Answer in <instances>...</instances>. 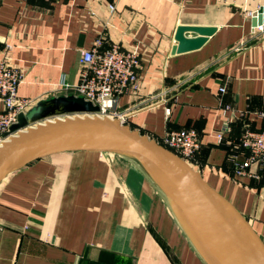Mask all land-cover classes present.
Returning <instances> with one entry per match:
<instances>
[{
    "label": "crops",
    "instance_id": "obj_1",
    "mask_svg": "<svg viewBox=\"0 0 264 264\" xmlns=\"http://www.w3.org/2000/svg\"><path fill=\"white\" fill-rule=\"evenodd\" d=\"M263 6L264 0H0V61L23 72L18 94L33 108L74 95L60 84L78 83L80 54L100 36L107 46L137 49L142 87L119 100V112L130 114L125 124L157 142L170 130L195 129L200 149L189 164L264 242V166L236 178L232 159L244 160L247 128L264 130V31L252 26ZM179 26L217 31L202 48L172 55ZM0 264L210 263L141 165L71 152L31 162L2 181Z\"/></svg>",
    "mask_w": 264,
    "mask_h": 264
},
{
    "label": "water",
    "instance_id": "obj_2",
    "mask_svg": "<svg viewBox=\"0 0 264 264\" xmlns=\"http://www.w3.org/2000/svg\"><path fill=\"white\" fill-rule=\"evenodd\" d=\"M260 25H264V6L252 14L253 29ZM216 31L215 27L179 26L172 55L202 48ZM187 33L198 36L190 38ZM100 113L98 106L71 94L40 102L21 114L11 128L13 136L0 148V185L15 170L49 156L120 154L146 170L218 263L264 264L263 240L199 172L159 142Z\"/></svg>",
    "mask_w": 264,
    "mask_h": 264
},
{
    "label": "built area",
    "instance_id": "obj_3",
    "mask_svg": "<svg viewBox=\"0 0 264 264\" xmlns=\"http://www.w3.org/2000/svg\"><path fill=\"white\" fill-rule=\"evenodd\" d=\"M176 2L177 0H167ZM111 11H115L113 5ZM254 30L264 31V25ZM108 44L100 36L90 50L82 51L79 58V81L71 86L62 80L60 86L71 89L75 96L83 97L87 102L98 106L100 116H110L125 123L129 112H119V100L126 94L141 90L139 71L142 59L137 49H127L120 43ZM23 72L13 67L8 59L0 61V148L13 136L11 128L18 123L19 116L26 114L32 101L19 97L18 90L23 83ZM225 88L220 92L224 93ZM229 110V107L226 108ZM171 114V109H166ZM264 122V106L259 113ZM222 139V135H218ZM161 145L180 156L187 163L194 160L199 149V134L195 129H178L168 131L161 140ZM240 147L244 160L234 156L233 171L236 178L251 176L254 165L264 166V130L254 131L247 128L241 136Z\"/></svg>",
    "mask_w": 264,
    "mask_h": 264
},
{
    "label": "rangeland",
    "instance_id": "obj_4",
    "mask_svg": "<svg viewBox=\"0 0 264 264\" xmlns=\"http://www.w3.org/2000/svg\"><path fill=\"white\" fill-rule=\"evenodd\" d=\"M102 116V115H101ZM73 117V116H72ZM102 117H108V118H110V116H102ZM160 143V142H159ZM108 154H113V155H117V154H114V153H108ZM118 156V155H117ZM136 162V161H135ZM138 163V162H137ZM139 164V163H138ZM140 165V164H139ZM255 167L257 166V165H254ZM181 219H182V221L185 223V221L183 220V218L181 217ZM186 225V224H185ZM187 226V225H186ZM187 229H188V232L192 235V237H193V239L195 240V242H196V244L200 247L201 246V248H203V249H201V251L203 252V254L206 256V258H207V260L208 261H210L209 263L210 264H214V262H213V259L212 258H210V256H209V253L207 252V250L205 249L204 250V246L202 245V243L201 242H199L198 240L199 239H197V237L194 235V233L192 232V230L190 229V227H188L187 226ZM204 250V251H203ZM206 253V254H205Z\"/></svg>",
    "mask_w": 264,
    "mask_h": 264
},
{
    "label": "bare ground",
    "instance_id": "obj_5",
    "mask_svg": "<svg viewBox=\"0 0 264 264\" xmlns=\"http://www.w3.org/2000/svg\"><path fill=\"white\" fill-rule=\"evenodd\" d=\"M118 156H120V157H122V158H127V157H125V156H123V155H120V154H117ZM183 220L185 221V224L188 226V227H190L189 226V224L187 223V221L183 218ZM190 229L192 230V232L194 233V235L197 237V239H199L198 241L199 242H201L202 243V245L204 246V250L206 249L207 250V252L210 254V258H212V259H214V261L213 262H215V264H220V263H218V261L215 259V257L212 255V252H211V250L209 249V247L201 240V238H200V236L197 234V232L192 228V227H190ZM200 248H201V246H200ZM201 249H203V248H201ZM203 250V251H204ZM206 254V253H205ZM207 259V258H206ZM210 262V261H209Z\"/></svg>",
    "mask_w": 264,
    "mask_h": 264
},
{
    "label": "trees",
    "instance_id": "obj_6",
    "mask_svg": "<svg viewBox=\"0 0 264 264\" xmlns=\"http://www.w3.org/2000/svg\"><path fill=\"white\" fill-rule=\"evenodd\" d=\"M161 144V143H160Z\"/></svg>",
    "mask_w": 264,
    "mask_h": 264
}]
</instances>
